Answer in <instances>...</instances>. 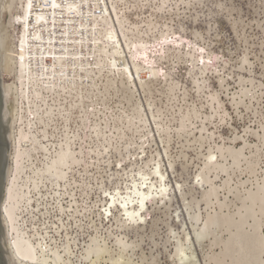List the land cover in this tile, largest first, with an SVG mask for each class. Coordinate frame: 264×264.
<instances>
[{
	"label": "rangeland",
	"instance_id": "rangeland-1",
	"mask_svg": "<svg viewBox=\"0 0 264 264\" xmlns=\"http://www.w3.org/2000/svg\"><path fill=\"white\" fill-rule=\"evenodd\" d=\"M117 1L112 2L117 4L124 27L116 17L115 24L131 65L132 54L143 41L148 55L137 62L163 69L168 75L166 80L149 85V89L140 86L136 91L121 83L111 88L104 85L106 89L103 84L107 79H97L98 85L91 83L83 91L80 88L86 96L85 108L74 110L72 130L85 138L86 134H93V125L99 123L105 136L87 138L86 143L78 139L75 148L79 150L83 144L88 149L103 150L102 145L111 143V149L100 157L97 151L88 155L89 172L85 165H78L72 173V178L88 182L84 187L74 184L75 189L72 188L80 209L92 207L72 219L64 215L74 236L70 263L178 264L174 257L176 247L185 244L191 248L188 255L194 262L190 259V264H264V0H163L167 1L165 4L162 0H125L126 5L124 0ZM108 2L111 6V0ZM130 28L133 32H129ZM161 32L168 40H161ZM134 37L140 41L137 48L130 50L128 44ZM191 55L211 62L207 73H201L204 62L195 64ZM171 82L177 86L173 93L170 86L167 88ZM210 94L219 101L213 102ZM95 103L99 106L96 116L92 114L93 107H88ZM187 114L191 115L188 131L179 133L181 118ZM87 116L89 129L83 126ZM131 119L134 124L130 126ZM203 123L209 131L205 137L214 132V139H200ZM159 124L169 128L168 132H160ZM149 133L142 151L140 138ZM120 134L121 140L117 137ZM58 135H62L61 130ZM216 145L244 147L243 155L237 161L229 154H225V159L218 154L225 170L208 173L203 171L205 157ZM157 161L166 175L170 198L149 203L144 224L121 226L115 218L117 209H113L111 218L100 214L103 189L111 191L120 186L123 191L132 176L136 177L141 169L152 170ZM201 172L209 174L215 192L218 190L211 197L205 193L213 185L197 176ZM53 214L52 217L58 212ZM212 214L216 216L213 227L199 244L198 233ZM119 237L127 242V248L118 242ZM88 242L102 251L84 259Z\"/></svg>",
	"mask_w": 264,
	"mask_h": 264
},
{
	"label": "bare ground",
	"instance_id": "bare-ground-1",
	"mask_svg": "<svg viewBox=\"0 0 264 264\" xmlns=\"http://www.w3.org/2000/svg\"><path fill=\"white\" fill-rule=\"evenodd\" d=\"M112 1L109 6L108 0H0V264L71 262L74 236L70 232L69 220L67 222L64 215L72 219L77 213L88 211L92 207L80 209L74 184L84 187L88 182L72 178V173L78 165H85V170L89 172L91 161L87 159L88 155L97 151L100 157L111 149V141H108V146L102 145L103 150L99 147L96 150L91 147L88 149L83 144L79 150L75 148L78 139L86 143L87 138L105 136L99 123L92 127L95 135L86 134L85 138L72 130L70 123L74 110L78 107L85 108L86 96L82 91L91 83L97 84V79H107L106 84H103L106 87L121 83L136 91L140 86L142 89L167 78L168 74L163 69L137 62L138 58H146L148 55L143 41L140 42L138 51L132 54L133 66L131 65L115 24L118 21L124 27V20L119 16L116 2ZM149 27L152 29V24ZM129 30L133 32L134 29ZM164 33L160 34L161 40H168ZM136 38L134 37V41L130 39V50L137 48L140 40L135 41ZM194 58L195 64L204 62L201 73H207L212 66L211 62H206L201 56ZM169 86L171 93L177 88L172 82L167 88ZM209 97L213 102L219 101L215 94H210ZM98 103L88 106L90 110L93 107L92 114L95 116ZM139 114L141 116V112ZM190 117V114L182 116L177 132L188 131L187 122H191ZM132 119L128 120L130 126L134 124ZM83 121V126L88 128L86 123L90 121L89 117ZM204 123L199 130L200 139H214V132L205 137L209 131ZM105 128L108 129V126ZM168 129L158 125L160 132H168ZM60 130L62 135L59 136ZM120 135L117 137L121 140L123 135ZM149 135L151 134L141 136L140 150H145ZM243 151L244 147H210L202 169L208 173L212 170H225L218 154L223 159L225 154H229L237 160L243 155ZM160 163L157 161L150 171L141 169L136 177L132 176L123 191L120 186L111 191L103 189L100 214L111 218L114 216L113 209H117L119 214L115 218L121 226L144 224L150 210L149 203H159L170 198V187L165 173L160 170ZM148 165L149 162H146V166ZM204 174L206 173L201 172L197 176L212 184L213 179L209 174ZM212 185L205 193L210 197L218 191L215 192L216 188ZM55 211L58 214L52 217ZM212 215L207 216L204 227L198 233L199 244L216 219ZM96 238L92 241L95 242ZM118 242L127 248V242L121 237ZM188 246L181 244L176 247L174 257L178 264H190L193 260L192 255H188V250L191 249ZM101 251L102 248L89 243L81 257L87 259L93 252Z\"/></svg>",
	"mask_w": 264,
	"mask_h": 264
}]
</instances>
